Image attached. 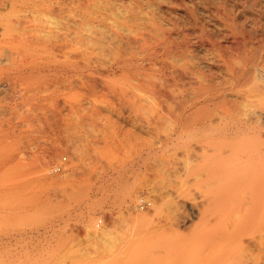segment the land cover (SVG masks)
I'll return each instance as SVG.
<instances>
[{
  "label": "rangeland",
  "instance_id": "1",
  "mask_svg": "<svg viewBox=\"0 0 264 264\" xmlns=\"http://www.w3.org/2000/svg\"><path fill=\"white\" fill-rule=\"evenodd\" d=\"M57 1L0 0V235L22 243L28 230L30 257L42 241L46 264L264 257V190L246 184H264V147L250 135L264 130V99L256 97L263 82H228L221 58L235 43L224 7L247 29L256 12L237 0H61L60 13ZM37 2L58 11L27 16ZM71 12L90 16H63ZM250 91L247 112L238 106ZM235 101L242 109L225 117ZM243 109L258 114L247 119ZM235 116L252 119L243 130L253 138L233 142L243 154L224 138ZM142 196L149 208L139 206ZM247 198L253 211L236 206Z\"/></svg>",
  "mask_w": 264,
  "mask_h": 264
},
{
  "label": "bare ground",
  "instance_id": "2",
  "mask_svg": "<svg viewBox=\"0 0 264 264\" xmlns=\"http://www.w3.org/2000/svg\"><path fill=\"white\" fill-rule=\"evenodd\" d=\"M234 1V0H233ZM3 3H4V1H2ZM1 2V3H2ZM58 3H59V6H58V10H57V8L56 7H49V6H47V7H49V8H47V7H45L44 6V4L42 3V2H37V3H35V5L34 6H32L31 7V9L30 10H27L26 11V15L27 16H31V15H34L35 13H46V14H52V13H55L56 11H58V12H60V13H62V12H65V6H64V3H63V1H61V0H59V1H57ZM227 2H229V1H227ZM42 3V4H41ZM222 3V2H221ZM224 3V2H223ZM237 5H241L242 6V8H243V11H245L246 10V12H247V10H248V12L249 11H254V12H256V15H258L257 16V18H256V16L254 15L253 16V18L255 19L253 22L255 23V27H253V28H251V29H247L246 27V23L245 22H243L244 20H242V15H240L241 16V20H242V22L240 21V20H238V18H237V14H235V15H233L231 12L233 11V13H234V10H228V7H229V5H228V3H227V5H228V7H224V11H222V14L220 13V15H222L221 17H222V20H223V22H224V29L226 28V29H229V31H230V33H228V34H232L233 36H234V44H233V42H232V44L231 45H229V46H227V48L229 49V50H227L228 52H226V53H224L225 55V57L224 56H222L221 58H222V60H224V62L226 63H224V66H225V70L226 71H228L229 73H230V75H229V73H228V75H229V77H231V78H229V79H231V80H228V82L230 81H234L235 83H237L238 84V86L240 85L241 87L242 86H244V85H248V84H254V82H256V84H258V82L260 81H262L263 82V88L261 89H257L258 90V92H257V96L256 97H258V96H260V97H258L259 99L260 98H263L264 99V0H237ZM239 3V4H238ZM240 5L238 6L239 8H240ZM220 8H221V6H219ZM236 7V6H235ZM220 8H218V9H220ZM234 8V7H233ZM239 8L237 9V10H239ZM54 10H56V11H54ZM243 11H240V12H243ZM215 12H216V10H215ZM247 12V13H248ZM82 13V12H81ZM235 13H236V11H235ZM244 13V12H243ZM252 13V12H251ZM68 16V18H70V19H73V20H77L78 19V17H88V16H90V14L88 13V12H84V13H82V14H80V13H77V12H71V13H68V14H63V16ZM219 15V14H218ZM246 15V14H245ZM243 16V17H246V16ZM253 15V14H252ZM252 15H251V17H252ZM212 16V15H211ZM240 16H239V19H240ZM249 16V15H248ZM246 19H248V17H246ZM73 20H72V22H73ZM249 20V19H248ZM247 20V21H248ZM252 20V19H251ZM78 21V20H77ZM246 21V20H245ZM246 21V22H247ZM259 21V22H258ZM253 22L251 23V25L253 24ZM74 23H76V21L74 22ZM250 23V22H249ZM248 23V24H249ZM247 24V25H248ZM250 25V24H249ZM254 25V24H253ZM220 26V25H219ZM246 26V27H245ZM72 29H74V30H76V27L75 28H73L72 27ZM74 30H71V33H72V31H74ZM74 32H76L77 33V31H74ZM205 32V31H204ZM76 33H75V37H76ZM203 33V32H202ZM72 35V34H71ZM71 35L69 34V36L71 37ZM213 36V35H212ZM72 37H74L73 35H72ZM72 37H71V40H72ZM68 37H66V39H67ZM69 39V41H70V38H68ZM256 39V40H255ZM65 40V39H64ZM64 40H62L63 42H64ZM74 40H76V39H74ZM74 40L73 41H71V42H74ZM233 41V40H232ZM60 42H61V40H60ZM63 42H61V45H62V43ZM67 42H68V40H67ZM67 42H66V44H67ZM216 42V41H215ZM65 43V42H64ZM69 43V42H68ZM65 44V45H66ZM73 44V43H72ZM227 44V43H226ZM226 44L225 45H222V43H221V46H224V47H222V49L224 48H226ZM230 44V43H229ZM60 46V45H59ZM68 46V45H67ZM219 46H220V44H219ZM220 46V47H221ZM58 47V46H57ZM59 48H61V46L59 47ZM221 49V50H222ZM223 49V50H224ZM226 50V49H225ZM225 52V51H224ZM234 54H237V56H238V61L240 62V65L238 64V66L236 65V64H232L233 63V61L235 60V57H234ZM221 56V55H220ZM224 57V58H223ZM233 57H234V60H232L233 59ZM237 58V57H236ZM239 58H240V60H239ZM209 60V59H208ZM214 60V59H213ZM231 61H232V63H231ZM222 63H223V61H222ZM209 65H211V64H209ZM219 66V65H218ZM224 69H223V71H224ZM221 70V69H220ZM222 72V71H221ZM226 73V72H225ZM225 75V74H224ZM225 78H228V76H224ZM258 81V82H257ZM231 82V83H232ZM261 82V83H262ZM260 84V83H259ZM231 85V84H230ZM235 86V85H234ZM238 86H236V87H238ZM232 87H233V85H232ZM232 87L230 88L231 90H232ZM245 87V86H244ZM243 87V88H244ZM251 87V86H250ZM249 87V88H250ZM228 88H229V86H228ZM227 88V89H228ZM247 88V87H246ZM257 88V87H256ZM240 89V88H239ZM248 89V88H247ZM252 89V88H251ZM219 90V89H218ZM225 90H226V88H225ZM231 90H229V91H231ZM242 90V89H241ZM250 90V89H249ZM260 90V91H259ZM221 91H224V90H219V92L221 93ZM227 91V90H226ZM233 91V90H232ZM256 92V90H254V88H253V90H252V92ZM213 92V91H212ZM218 92V93H219ZM228 92V91H227ZM234 92V91H233ZM251 91H250V93L248 94V92L247 93H243L244 94V98L242 99V102H240V103H243V105H241L240 106V104L238 103V102H236L235 101V103H233V108L234 107H236V104L238 103L239 104V106L238 107H242L243 106V108H245V106L247 105V103H245L246 101H249L250 102V99H249V96L250 97H252V99H253V96H254V94H253V96L252 95H250L251 93H252ZM223 93V92H222ZM222 93H221V95H222ZM237 94H238V91L236 92ZM240 93V92H239ZM217 94V93H216ZM242 94V95H243ZM218 95V94H217ZM224 95H226V97H227V94H224ZM239 95V94H238ZM237 95V96H238ZM241 95V94H240ZM241 95V96H242ZM211 96V95H210ZM262 96V97H261ZM219 97V96H218ZM226 97H224V99L226 98ZM239 97V96H238ZM215 98H216V95H215ZM220 98V97H219ZM223 98V97H222ZM221 98V99H222ZM229 98L230 97H228V104H232L231 102H234V99H233V101H231L232 100V98H231V102L229 101ZM234 98H235V96H234ZM237 98V97H236ZM220 99V100H221ZM223 99V101L222 102H226V100H224ZM217 100H219V99H217ZM237 101H239V100H237ZM240 101H241V99H240ZM230 102V103H229ZM248 102V103H249ZM219 103V102H218ZM227 103V102H226ZM251 103V102H250ZM228 104L227 105H223V107L225 106H228ZM234 104H235V106H234ZM237 104V105H238ZM254 104V103H253ZM245 105V106H244ZM248 106V108H252V106H251V104L250 105H247ZM251 106V107H250ZM222 107V108H223ZM229 107V109H227ZM227 108H225V110L227 109V111H226V113H225V117L226 116H228V115H226L227 113L229 114V113H231L230 114V116L232 115L233 116V114L234 115H236L237 116V114H235V113H237V110L239 111L240 109H242V108H239V109H236V108H230V106H228ZM264 107V106H263ZM221 108V109H222ZM247 108V107H246ZM245 108V110H247ZM236 109V110H235ZM253 109H254V107H253ZM255 109H257V108H255ZM259 109H261L262 110V108H259ZM264 109V108H263ZM224 110V109H223ZM244 109H243V111L242 112H244L245 111ZM251 110V109H250ZM258 110V109H257ZM250 111L249 112V114L251 115H253L254 116V114L255 115H257L258 113V111ZM249 110H247V112H248ZM246 112V111H245ZM245 112L243 113V114H245ZM247 112H246V117L245 118H247V117H249L250 115H248L247 114ZM261 113H259V117L261 116H264V114H263V112L262 111H260ZM241 114V115H240ZM240 115V116H239ZM239 117L238 118H240V117H242V113H239ZM223 115H221V117H222ZM231 116V117H232ZM235 116V117H236ZM252 116V117H253ZM252 117H250V118H252ZM258 117V116H257ZM260 117V118H261ZM232 118H234V116L232 117ZM237 118V117H236ZM236 118L235 119H231V118H229V120H228V122L230 121V120H232L233 122L231 123V124H229V126H228V124H226L224 127L226 128V126H228V131L227 130H225V129H223V131L225 132V139L227 140V141H230V143L231 144H229V142H228V147L229 146H233L234 145V147L235 146H237V147H239L238 145H240V143H236L237 145H235V143H233V142H235V141H237V142H240V140H242V142H243V138L245 137V139L247 138V141H249V139H251V138H253V137H251L250 136V138H249V132L247 133V132H245L244 130V127L246 126V128L247 127H249V126H247V124L248 125H250L249 123H250V121H252V119L250 120V118H249V122L248 121H246L247 122V124H246V122L244 121V117H243V119L242 120H239L238 118H237V120H236ZM255 118V117H254ZM254 118H253V122H256V121H254ZM263 118V117H262ZM248 119V118H247ZM256 119V118H255ZM259 119V118H258ZM257 120V119H256ZM260 120V119H259ZM258 122V121H257ZM256 122V123H257ZM264 122V121H263ZM259 124H262V122L261 123H259ZM259 124H257V126L259 127ZM255 125V124H254ZM263 125H264V123H263ZM257 126H255V128L257 127ZM223 127V128H224ZM252 127V126H251ZM250 127V130L252 129ZM256 128V129H259V128ZM254 128V127H253ZM255 128H254V130H252V132L253 131H255ZM263 126H260V129L258 130V132L260 131H262L263 130ZM244 129V130H243ZM249 129V128H248ZM241 130L242 131H244L245 132V135H246V133L248 134L247 135V137L246 136H243V137H241L240 135H238V132H241ZM250 130H248V131H250ZM247 131V130H246ZM264 131V130H263ZM262 131V132H263ZM223 132V133H224ZM227 132V133H226ZM262 132L261 133H256V132H254V134H250V135H257L256 136V140L259 138L260 139V141H261V143H262V146L264 147V145H263V142H264V137L262 136L263 134H262ZM251 133V132H250ZM240 134V133H239ZM242 135V134H241ZM255 137V136H254ZM249 138V139H248ZM246 141V140H245ZM246 141V142H247ZM260 141H259V144H260ZM263 141V142H262ZM247 143H249V142H247ZM246 143V144H247ZM233 144V145H232ZM242 144V143H241ZM245 143L243 142V145H244ZM242 145V146H243ZM261 145V144H260ZM241 146V145H240ZM240 147V150H239V148H238V150L239 151H241V153H242V150H241V148L243 149V147ZM247 146V145H246ZM262 146H259V149L258 150H260V148H263ZM227 149V148H226ZM235 149H236V152H237V148L235 147ZM235 149L233 148H230V150H234L235 151ZM244 149H246L247 150V147H245ZM249 149V152H250V147L248 148ZM238 151V152H239ZM247 152H248V150H247ZM231 153V152H230ZM233 153V152H232ZM244 153V152H243ZM242 153V154H243ZM251 153H252V155L251 156H253V152L251 151ZM251 153H249L248 155H250ZM263 153H264V151H263ZM234 154H236V153H234ZM238 154V153H237ZM229 155V154H228ZM231 156V155H230ZM230 156H228V157H230ZM239 157H240V155H238ZM238 156H237V158H238ZM242 156V155H241ZM233 157V156H232ZM245 157V156H244ZM244 157L242 158V157H240L239 159H244ZM248 157H250V156H248ZM253 157H255V156H253ZM252 157V158H253ZM246 158V157H245ZM239 159H238V161H239ZM241 159V160H242ZM247 159H249V158H247ZM235 160V162H236V159H234ZM245 160V159H244ZM251 161H253V160H251ZM238 164H240L239 162H237ZM236 163V164H237ZM242 163H244V161H242ZM241 163V164H242ZM248 164V165H247ZM247 164H244V166L246 165V167L248 166H251L250 165V161L247 163ZM239 166H241V165H239ZM238 166V167H239ZM247 167V168H248ZM236 168V167H235ZM244 168V167H243ZM247 168H244L242 171H244V172H246V174H248L249 173V171H251L249 168H253L252 166L251 167H249L248 169V171H247ZM237 170H238V172H239V169H241L240 167L239 168H236ZM241 171V172H242ZM235 172H237V171H235ZM237 172V174L239 175V173ZM243 173V172H242ZM245 174V175H246ZM250 174H251V172H250ZM241 175V174H240ZM243 175V174H242ZM241 175V176H242ZM245 175H244V178H245ZM250 176V175H249ZM249 176H246L247 178L249 177ZM250 180V179H249ZM239 181V180H238ZM251 184H250V183ZM248 183L246 182V184L249 186V185H252V189H254V187L255 188H262V191L264 190L263 189V181L261 182V180H260V182H258V181H255V184L257 185V187L255 186V185H253L252 184V182L251 181H249ZM257 182V183H256ZM260 183V184H259ZM247 185H246V187H247ZM8 186V185H7ZM238 187L240 186V185H237ZM258 186H260V187H258ZM11 188V187H10ZM247 189H251V187L249 186V188L247 187ZM243 191H245V190H243ZM264 192V191H263ZM248 194H246V196H247ZM243 196H245V195H243ZM245 196V197H246ZM248 197V196H247ZM4 198V197H3ZM141 198V197H140ZM244 198V197H243ZM242 198V199H243ZM253 198V197H252ZM255 198V197H254ZM256 198H257V196H256ZM245 199V198H244ZM6 200V199H5ZM247 200H249V198H247ZM247 200H241L240 199V203H239V205L236 203V206L237 207H241V208H243L242 207V205L241 204H243L244 205V203H245V207L244 208H246L247 206H246V203L248 204V207H247V209L248 208H250L249 210H252L253 211V203H252V199L250 198V200L249 201H247ZM256 200V199H255ZM11 201V200H10ZM139 201H140V199H139ZM235 200H233V202H234ZM245 201V202H244ZM261 201V200H260ZM262 205H263V202L261 203ZM235 205V204H234ZM233 204H232V207L234 206ZM229 206V205H228ZM264 206V205H263ZM228 208V207H227ZM230 208V207H229ZM234 208H236V207H233V209ZM253 208V209H252ZM260 207H256V209H255V211L258 209L259 210V212L261 211V209H259ZM12 209V208H11ZM27 209V208H26ZM230 209H232V208H230ZM237 209V208H236ZM263 209V208H262ZM228 210V212L230 211L229 209H227ZM248 210V211H249ZM257 210V211H258ZM24 211V210H23ZM26 211V210H25ZM256 211V212H257ZM231 212V211H230ZM259 212H258V214H259ZM2 213V212H1ZM23 213V212H22ZM248 213V212H247ZM253 213V212H252ZM251 213V215L250 216H252L253 214H256V213H253L252 214ZM263 213V212H262ZM229 214V213H228ZM249 214V213H248ZM8 215V214H7ZM26 215V214H25ZM230 215V214H229ZM260 215V214H259ZM3 216V215H2ZM1 216V217H2ZM256 216H258V215H256ZM264 216V213L262 214V217ZM5 217V216H4ZM7 217V216H6ZM5 217V218H6ZM9 217V216H8ZM261 217V218H262ZM11 218H12V216H11ZM250 218V217H249ZM254 217L252 216V219H253ZM257 218V217H256ZM251 219V218H250ZM250 219H248V220H250ZM251 219V220H252ZM264 217L262 218V223H264ZM5 220V219H4ZM9 220V219H8ZM236 220V219H235ZM241 220V219H240ZM247 220V219H246ZM254 221V220H253ZM257 221V220H256ZM230 222V221H229ZM228 222V223H229ZM238 222V221H237ZM258 222V221H257ZM261 222L259 223L258 222V224H261ZM227 223V224H228ZM247 223H251V221L250 222H248L247 221ZM247 223H245V224H247ZM237 224V223H236ZM239 224V223H238ZM254 224H255V221H254ZM252 225V224H251ZM256 225H257V223H256ZM263 227H264V225H263ZM28 231V230H27ZM27 231H25L22 235V238L24 239V242H22V243H18L17 241L15 242V241H13L14 239L12 238V236L11 235H7V234H5V235H0V264H46V260L45 259H43V258H45V256H44V250H45V248H44V245L42 244L43 242L41 241L39 244H38V246L36 247L37 248V251H38V255H36L35 257H33V258H31L30 256V253H31V251H30V243H28L29 241L27 240L28 239V232ZM228 231H226V233L224 232V235H222V237L223 238H226L227 236H228V234H231V233H227ZM226 234V235H225ZM225 236V237H224ZM230 237V236H229ZM264 237V236H263ZM228 238V237H227ZM17 239V238H16ZM20 239V238H19ZM23 239H21L22 241H23ZM41 239V238H40ZM260 240H261V238H260ZM260 240H258V241H260ZM39 241V240H38ZM260 243H263V242H260ZM249 244V243H248ZM247 244V245H248ZM253 244V243H252ZM251 244V245H252ZM246 245H244V246H242L244 249H245V251L247 250V249H249V247H250V245H248L247 246V248L245 247ZM255 246H259V248H260V250H261V247H260V245L259 244H256ZM262 246V245H261ZM252 247V246H251ZM254 247V246H253ZM263 248V247H262ZM36 251V252H37ZM251 251H252V248H251ZM251 251H250V253H251ZM239 252V251H238ZM243 253H245V254H248V251H246V252H244V251H242ZM16 253H21V255H23V257H21V259L19 258V260H17V259H15V258H13V256L14 255H16ZM236 253V252H235ZM32 254V253H31ZM229 254V253H228ZM231 254V253H230ZM234 254V253H233ZM233 254H232V256L231 257H233ZM18 255V254H17ZM239 255V254H238ZM244 255V254H243ZM250 256L252 255V254H249ZM39 256V257H38ZM225 256H227V254L225 255ZM229 256V255H228ZM245 256H247V255H245ZM254 256V255H253ZM17 257V256H16ZM38 257V258H37ZM236 257V256H235ZM31 258V259H30ZM246 258H248V257H246ZM249 258H251V257H249ZM258 258H260V256H258ZM257 258V260H254V261H250V263L248 262H245V263H247V264H261L262 263V261H264L262 258H264V257H262V258H260V259H258ZM33 259H35V260H33ZM223 259V258H222ZM227 259H229V257H227ZM232 259V258H231ZM254 259V258H253ZM255 259H256V256H255ZM250 260H252V259H250ZM227 260H226V258H225V261H223V262H226ZM229 262H230V260H229ZM205 263V262H204ZM203 263V264H204ZM206 263H207V261H206ZM205 263V264H206ZM217 263V262H216ZM215 263V264H216ZM243 263H244V260H243ZM48 264V263H47ZM211 264H213V262H211ZM222 264V263H221ZM224 264V263H223ZM241 264H242V262H241Z\"/></svg>",
  "mask_w": 264,
  "mask_h": 264
},
{
  "label": "built area",
  "instance_id": "3",
  "mask_svg": "<svg viewBox=\"0 0 264 264\" xmlns=\"http://www.w3.org/2000/svg\"><path fill=\"white\" fill-rule=\"evenodd\" d=\"M152 205V201L147 196H142L139 201V206L142 209L149 208Z\"/></svg>",
  "mask_w": 264,
  "mask_h": 264
}]
</instances>
